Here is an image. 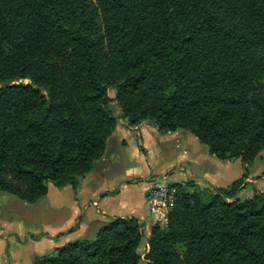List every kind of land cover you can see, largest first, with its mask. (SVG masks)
Listing matches in <instances>:
<instances>
[{"label":"trees","instance_id":"1","mask_svg":"<svg viewBox=\"0 0 264 264\" xmlns=\"http://www.w3.org/2000/svg\"><path fill=\"white\" fill-rule=\"evenodd\" d=\"M101 23V30L98 29ZM101 31V32H99ZM102 33V34H101ZM184 129L219 159L264 151V0H0V190H75L117 119ZM174 184L148 264H264V191ZM142 223L117 217L32 264H140Z\"/></svg>","mask_w":264,"mask_h":264},{"label":"crops","instance_id":"2","mask_svg":"<svg viewBox=\"0 0 264 264\" xmlns=\"http://www.w3.org/2000/svg\"><path fill=\"white\" fill-rule=\"evenodd\" d=\"M142 142L139 146L131 126L119 120L103 158L77 190L70 185L55 186L50 195L31 204L0 193L1 256L7 251L0 264H32L36 257L83 236L94 223L111 218H137L147 232L157 222L165 225L146 203L154 178L165 177L171 184L217 187L224 178L223 160L189 131L162 132L145 125ZM14 212L18 214L15 217L11 215ZM29 212L37 214L30 221Z\"/></svg>","mask_w":264,"mask_h":264},{"label":"rangeland","instance_id":"3","mask_svg":"<svg viewBox=\"0 0 264 264\" xmlns=\"http://www.w3.org/2000/svg\"><path fill=\"white\" fill-rule=\"evenodd\" d=\"M98 29L101 30V23H99ZM99 32H101V31H99ZM108 94L110 96V100L108 102V108L111 111L112 115L117 119V124H118L119 120H123L128 125V127H130L131 125L125 119H123L121 116L122 111H121V108L118 105L117 101L115 100V90L112 87H110L108 89ZM203 146L207 147L205 144H203ZM220 160H223V164H225L226 167L224 168V170L221 173L222 176H224V178H223L222 182H220L219 187L221 185L226 187L229 184H231L234 180L240 178L243 174H246V176H247L245 179L246 186L239 193V198L241 200L252 197L256 190L264 191V151H262L255 158V160L253 162H250V163H244L240 157H231L230 159H220ZM55 186L56 185L49 182L47 193L43 197H41L40 199L44 198L48 194L50 195V188L52 189ZM196 187H197L196 185H190L191 189H195ZM0 193H5L7 195L14 196V197L18 198L17 196H15L11 193L2 191V190H0ZM40 199H38V200H40ZM11 215L15 217V215H18V214H17V212H14ZM35 216H37V214L35 212H33V214L29 212L28 221H30L29 219H31ZM153 216H155V215H153ZM143 232H144V237H143L141 247H140V251L142 253V260H141L140 264H148V262L143 258L144 252L146 251V241H147V233L148 232L146 229H143ZM4 253L5 254H3V256H1L2 252H0V259L7 256V251H5ZM0 262H1V260H0Z\"/></svg>","mask_w":264,"mask_h":264},{"label":"built area","instance_id":"4","mask_svg":"<svg viewBox=\"0 0 264 264\" xmlns=\"http://www.w3.org/2000/svg\"><path fill=\"white\" fill-rule=\"evenodd\" d=\"M145 125L158 128L155 121L150 118L144 119L143 121L132 125L131 128L137 138L139 146H142L143 144L142 127ZM165 179V177L154 178L146 194V203L149 211L152 215L159 216V220L164 223L166 222L167 212L173 205L177 193L176 186L166 182Z\"/></svg>","mask_w":264,"mask_h":264}]
</instances>
